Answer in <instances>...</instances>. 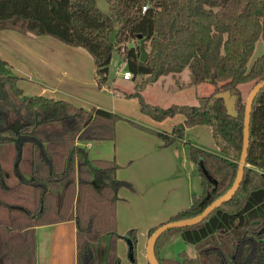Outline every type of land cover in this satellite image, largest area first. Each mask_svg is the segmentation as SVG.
Returning a JSON list of instances; mask_svg holds the SVG:
<instances>
[{
  "label": "trees",
  "instance_id": "trees-1",
  "mask_svg": "<svg viewBox=\"0 0 264 264\" xmlns=\"http://www.w3.org/2000/svg\"><path fill=\"white\" fill-rule=\"evenodd\" d=\"M105 1L107 13L96 0H0V30L49 35L82 47L93 58L99 86L108 83L113 50L121 53L126 70L141 80L130 91L111 88L136 97L141 112L155 121L184 116L170 132L147 130L163 146L183 140L189 127L211 126L218 152L189 143L203 195H193L189 207L168 221L196 217L231 190L239 172L246 106L239 86L249 84V93L264 79V52L248 65L256 42L264 47V0ZM139 35L148 52L144 62ZM130 40L136 45L127 48ZM185 69L191 85L209 83L212 93L201 95L198 104L146 102L148 84ZM18 80L0 57V264H36L35 227L65 221L76 226V264H121L116 203L119 189L129 184L118 178L116 160L92 159L79 143L114 141L116 123L123 117L64 99L26 96ZM220 92L238 94V116L228 114ZM249 122L237 193L201 223L161 234L155 245L159 264H264V86L252 102ZM175 233L199 254L181 250L172 258L161 256ZM125 237L133 256L135 230ZM105 238L102 254L98 245Z\"/></svg>",
  "mask_w": 264,
  "mask_h": 264
},
{
  "label": "crops",
  "instance_id": "crops-1",
  "mask_svg": "<svg viewBox=\"0 0 264 264\" xmlns=\"http://www.w3.org/2000/svg\"><path fill=\"white\" fill-rule=\"evenodd\" d=\"M0 57L19 76L18 86L26 96L64 99L78 107H98L121 114L123 119L116 123L114 141L79 144L87 147L92 159L117 161L118 178L129 184L119 189L116 203L120 234L118 254L121 264H147L144 245H147L151 228L168 222L171 216L188 208L193 195H203L202 177L190 159L189 143L218 152L212 127H189L183 140L163 146V141L147 130L170 132L175 125L184 122L183 115L167 117L163 121L146 116L141 112L136 97L126 98L111 88L117 85L126 90L133 85L128 82L139 77L99 86L95 80L92 56L82 47L70 46L49 35H24L12 29L0 30ZM166 77L181 85V74L177 77L164 75L154 84L161 82L163 85ZM188 86H195L190 84V79ZM200 86L196 89V102L191 104H198L199 97L204 95ZM152 87L153 83L147 86L144 98L147 103L158 104L148 97ZM170 104L173 103L163 106ZM130 230L136 232L137 245L133 256L129 253L130 242L125 237ZM75 238L74 221L36 226V264H76ZM124 245L128 246L126 254Z\"/></svg>",
  "mask_w": 264,
  "mask_h": 264
},
{
  "label": "rangeland",
  "instance_id": "rangeland-1",
  "mask_svg": "<svg viewBox=\"0 0 264 264\" xmlns=\"http://www.w3.org/2000/svg\"><path fill=\"white\" fill-rule=\"evenodd\" d=\"M98 2L99 8L103 12H108L109 11V5L105 0H96ZM112 39L114 38L113 35ZM264 52V47L262 41L258 40L255 44L254 50H253V55L249 59L248 65H251L252 62L262 55ZM113 55H112V60L109 65V75H108V83L111 82H116V83H121L125 82L123 80L122 75L126 71V66L125 62L123 61V55L116 50H113ZM33 77V76H31ZM29 78V76H27ZM162 78V77H161ZM32 79V78H31ZM189 79H190V74L189 70L185 69L183 72H181V85L179 86L178 84H175L172 82L170 77H166V81L162 85L161 82L153 83V87L151 88L150 92L148 93V97L150 100H154V102L160 104V106H163V104L167 103H175V104H191L190 102H196L195 101V95H196V89L197 86H188L189 84ZM36 78H34L33 81H35ZM141 80V77L136 79L135 81H130L128 83H131L134 85L135 82H139ZM31 81V82H33ZM35 84V82L31 83ZM152 84V83H150ZM148 84V85H150ZM133 85L126 89L127 91H130L133 89ZM147 85V86H148ZM146 86V87H147ZM249 84L248 85H241L239 86L242 90V96L246 99L248 96V91H249ZM191 87V88H189ZM200 91L204 95H209L212 93L214 87L213 85L209 83H204L201 84L200 86ZM146 90V89H145ZM193 91V92H192ZM144 96V93H143ZM130 99H135V98H130ZM129 99V100H130ZM193 100V101H192ZM168 106V105H165ZM163 106V107H165ZM121 115L120 113H118ZM116 132V131H115ZM186 137V136H185ZM211 152V151H210ZM202 196V195H201ZM168 242L165 244V246L161 249L160 255L166 258H172L177 256L178 252L181 250H187L190 255H197L199 254V249H197L195 246L185 242L182 240L180 237L179 233L172 234L169 236ZM108 242L107 239H103L100 241V244L98 245V248L101 249L102 254L105 253V247L107 246ZM125 248V254L127 253L128 246L124 245ZM139 245L137 246V250H139ZM146 248V245H144ZM144 248V250H145ZM118 252H119V242H118ZM144 253V252H143ZM119 255V254H118Z\"/></svg>",
  "mask_w": 264,
  "mask_h": 264
},
{
  "label": "water",
  "instance_id": "water-1",
  "mask_svg": "<svg viewBox=\"0 0 264 264\" xmlns=\"http://www.w3.org/2000/svg\"><path fill=\"white\" fill-rule=\"evenodd\" d=\"M138 39L140 40V52H141V61H146V58L148 56V52L145 50L144 40L142 39V35L138 36ZM264 86V79L258 81L255 83L251 88L250 92L248 93V96L245 101V112H244V128H243V145H242V156L239 161V172L237 175V178L231 188L230 191H228L226 194L221 196L219 199L215 200L213 203H211L200 215L192 218H188L185 220H175V221H168L166 223H163L162 225H159L155 227V230L152 232V234L147 239V245L145 250V255L147 258V261L149 264H159L158 259L155 257V245L156 240L160 237L161 234L169 230L170 228H182L189 225H196L204 221V219L210 215L214 210L219 208L223 203L227 202L231 198L235 196L237 193V190L240 188V182L243 178V169L244 166H246V158H247V150L249 146V118H250V112L252 109V102L257 95V93L263 88ZM218 97H221L224 99V102H226V106L228 109V114L235 117L238 116V109H237V100H238V94L232 95L230 92H220L217 94Z\"/></svg>",
  "mask_w": 264,
  "mask_h": 264
},
{
  "label": "built area",
  "instance_id": "built-area-1",
  "mask_svg": "<svg viewBox=\"0 0 264 264\" xmlns=\"http://www.w3.org/2000/svg\"><path fill=\"white\" fill-rule=\"evenodd\" d=\"M146 7H143V12L145 11ZM136 45V41L135 40H130L128 44H126V47L129 48V46H135ZM122 51H124V48L122 49ZM122 78L124 80H130L133 78V73L129 70H126L123 75Z\"/></svg>",
  "mask_w": 264,
  "mask_h": 264
}]
</instances>
